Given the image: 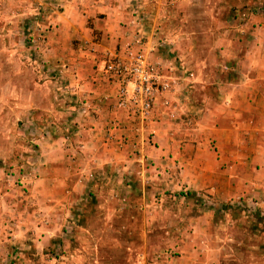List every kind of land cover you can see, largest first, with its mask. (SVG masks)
<instances>
[{
	"label": "crops",
	"instance_id": "0c3cea01",
	"mask_svg": "<svg viewBox=\"0 0 264 264\" xmlns=\"http://www.w3.org/2000/svg\"><path fill=\"white\" fill-rule=\"evenodd\" d=\"M142 1L0 0V81L10 66L8 57H14L19 74L22 63L29 64L34 74L29 112H23L20 92L7 102L21 125L39 137L32 167L12 155L17 154L15 143L11 155L0 154V248L17 247L23 225L32 231L34 224L36 231V210L29 207L27 228L22 209L27 202L35 205L38 195L55 201L46 214V230L55 234L54 222L62 221L69 202L104 190L119 192L123 202L195 196L221 203L227 206L223 218H214L209 210L189 219L193 233L186 263L264 264V0ZM43 9L48 23L41 26L39 42L27 49L6 46L7 40L26 38L23 32L11 34L8 25L38 18ZM200 10L205 17L198 15ZM135 13L150 26L145 32L154 58L166 57L159 54V39L177 43L170 57L179 81L171 95L175 116L196 112L194 103L200 96L199 110L206 112L208 129L196 128L183 136L172 132L166 116L142 125L114 109L117 83L105 77L102 66L107 56L134 38ZM202 39L217 42L210 49L201 48ZM246 39L251 43L248 49L243 45ZM218 54L220 65L229 68L224 79L211 76L210 63ZM38 57L43 60L35 66ZM14 81L15 87L21 86L20 76ZM39 90L47 92L45 100L37 97ZM23 166L24 178L19 169ZM11 170L15 173L9 178ZM236 199L241 213L235 216L230 204ZM252 201L257 202L254 209ZM217 220L222 222L221 245L215 242L220 239ZM235 228L240 236L236 248ZM231 246L238 255H223ZM243 247L250 256L243 255Z\"/></svg>",
	"mask_w": 264,
	"mask_h": 264
},
{
	"label": "rangeland",
	"instance_id": "374dc122",
	"mask_svg": "<svg viewBox=\"0 0 264 264\" xmlns=\"http://www.w3.org/2000/svg\"><path fill=\"white\" fill-rule=\"evenodd\" d=\"M38 12L35 16L38 18H32L27 22L22 21L19 25H8L12 26L11 34L16 33L18 35L23 32L26 38L25 42L16 41V43L13 39L7 40L5 42L6 46L17 47L20 45L22 48L27 49L28 45L34 46L39 42L43 35L40 31L41 26L43 24L47 26L48 20L44 18L45 9ZM198 15L205 17L204 10H200ZM167 24H170L169 21ZM144 27V29L148 28L150 30V26L144 24ZM200 28L199 31L204 33L201 25ZM218 29L220 28L218 27ZM1 30L0 25V32H2ZM33 32L34 34H32ZM161 35L169 37V34L161 33ZM32 37H34V40L29 43ZM215 42L217 41L213 40L210 43V41L202 39L198 41V46L210 49L215 46ZM175 44L177 43L172 39L167 40L164 45L158 46L159 54L166 57L173 56L177 51L174 50L177 49ZM243 45L244 49H248L251 43L246 39ZM167 49L170 52H167ZM213 49L218 50L219 47ZM8 58L7 61H9L10 66H7L4 72L5 80L0 81V154L4 156L11 155L10 149L15 143L18 150L17 154L13 153L12 155L16 156L20 164L23 163L25 166L32 167L37 162L38 134L31 133L33 132L31 128L21 125L22 119L15 116L17 115L15 109L12 103L7 102V98H11L15 92H20L25 104L23 112H27L30 97L29 85H31L34 74L29 64L24 65L23 63V70L19 74L17 72L19 69L17 62L13 61L14 57L10 56ZM218 59H221L220 55L214 56L210 63L212 79H224L226 72L229 71V68L225 65L223 67L220 65ZM35 60H37L36 63L34 62L36 66V64L41 65L43 59L38 57ZM28 61L29 59L23 57V62L28 63ZM15 75L20 76V87L14 85ZM34 78L38 80V77L35 76ZM46 94L45 90H39L37 97H39V100H45ZM201 99L199 96L195 100L197 103H194L196 112L181 113L169 119L168 122L172 124L170 126L173 128L172 132L182 133L184 136L195 132L196 128L205 129L207 127L208 129L207 121L204 119L206 112L199 110ZM199 131L202 132V129ZM188 137L190 138L191 135L189 134ZM25 166L19 168L20 175L22 174L23 178L27 174ZM9 172L12 175L15 173L13 170ZM101 185L112 187L110 184L105 183ZM118 185L123 186L120 183ZM115 187L114 189H116ZM111 193L109 194V192L103 190L88 196L83 194V199H77L72 204L69 202L70 206L62 213V221L59 220L61 218H56L57 221L54 222V226L57 225L58 227L55 234H50L46 230L50 224L46 216L47 206L54 205V199L50 200L51 198L48 197L46 202V199L38 195L35 205L29 206L30 203L27 202L22 209L24 210L22 218H24L28 225L27 228H29V216L27 217L29 207L35 209L36 231H34V224L32 225V231L25 230L26 226L23 225L24 228L18 235L20 241L17 247L0 248V264H187L186 261H190L189 241L192 240L190 235L193 233L192 227L189 225V219L209 210L213 211L214 218L221 219L224 217L222 211L226 210L227 207L221 203L212 204L209 200L195 196L191 200L179 197L176 199L166 198L161 201L156 199L146 200L143 203L142 201L123 202L119 201L121 199L119 192ZM238 201L236 199L232 202L233 204H230L235 216L241 213ZM131 205L134 208L127 210L126 208ZM62 209V207H58L59 214H61ZM220 224H222L221 220L215 221L220 238H217L215 242H219L221 245L223 243L221 241L223 230L220 228ZM237 230L235 228V231H233V240H235L233 246L235 248L240 240ZM234 247H228L229 252L227 253L226 250L223 255L237 256V250ZM242 252L243 255L250 256V253H246L244 247Z\"/></svg>",
	"mask_w": 264,
	"mask_h": 264
},
{
	"label": "built area",
	"instance_id": "2783aa9c",
	"mask_svg": "<svg viewBox=\"0 0 264 264\" xmlns=\"http://www.w3.org/2000/svg\"><path fill=\"white\" fill-rule=\"evenodd\" d=\"M135 16L137 31L134 38L104 59L102 72L107 79L117 83L114 109L123 111L130 119L143 125L155 120L156 116L174 118L176 107L171 95L179 81L170 57L152 56L143 18L138 13ZM158 42L164 45L166 41L159 39ZM82 104L86 109L90 108L86 101ZM11 176L10 173L8 177ZM238 203L241 204L240 201ZM249 205L254 209L257 202L252 201Z\"/></svg>",
	"mask_w": 264,
	"mask_h": 264
}]
</instances>
